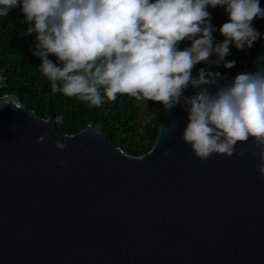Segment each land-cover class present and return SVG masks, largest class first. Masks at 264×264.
Returning a JSON list of instances; mask_svg holds the SVG:
<instances>
[{"label":"water","instance_id":"1","mask_svg":"<svg viewBox=\"0 0 264 264\" xmlns=\"http://www.w3.org/2000/svg\"><path fill=\"white\" fill-rule=\"evenodd\" d=\"M261 66L264 41L244 72ZM187 123L181 106L162 108L154 145L135 156L91 124L61 133L0 97V264H264L259 149L249 139L243 156L201 161Z\"/></svg>","mask_w":264,"mask_h":264},{"label":"clouds","instance_id":"2","mask_svg":"<svg viewBox=\"0 0 264 264\" xmlns=\"http://www.w3.org/2000/svg\"><path fill=\"white\" fill-rule=\"evenodd\" d=\"M17 7L30 25L27 33L37 34L32 54L53 93L89 107L118 95L159 103L165 111L181 106L188 114L181 138L196 158L243 156L246 149L236 152V145L251 139L264 176V66L227 84L206 68L193 74L201 62L235 67L236 61L225 59L230 45L244 51L261 38L253 27L254 19H264L260 0H0V17ZM217 7L228 16L219 29L222 43L215 41L208 11ZM184 41L190 47L180 50ZM189 88L194 93L185 95ZM55 147L66 145L57 140Z\"/></svg>","mask_w":264,"mask_h":264},{"label":"trees","instance_id":"3","mask_svg":"<svg viewBox=\"0 0 264 264\" xmlns=\"http://www.w3.org/2000/svg\"><path fill=\"white\" fill-rule=\"evenodd\" d=\"M260 6L264 8V0H260ZM208 11L212 16L211 23L217 29L213 34L215 41L222 43L224 37L220 35L219 29L228 22V16L219 7L209 8ZM29 26L20 7L10 11L7 17H0V68H4L7 75V85L0 90V97L13 94L28 109L43 118L52 117L55 123L56 118L62 116V122L56 123L61 133L75 134L91 124L126 153L135 156L148 153L156 141L162 122V105L151 101L137 102L126 95H118L114 102L105 99L100 107H89L76 98H68L60 92L53 93L51 82L40 71L41 60L32 54L37 34L29 35ZM253 27L256 30L263 29L264 19H254ZM186 47H190V42L184 41L179 45L180 50ZM250 50L239 51L230 45V55L225 59L236 61L235 67L226 69L223 64L217 67L201 62L195 66L193 74L198 75L200 69L206 68L219 72L223 78L234 77L249 67L255 49L243 60L239 53H248ZM216 58L215 54L211 57L213 61ZM49 59L56 63L54 56ZM140 114L145 118L140 119ZM139 124L142 131L137 134L138 139L148 140L147 144L140 146L136 145L132 136Z\"/></svg>","mask_w":264,"mask_h":264},{"label":"rangeland","instance_id":"4","mask_svg":"<svg viewBox=\"0 0 264 264\" xmlns=\"http://www.w3.org/2000/svg\"><path fill=\"white\" fill-rule=\"evenodd\" d=\"M264 29V28H263ZM264 31V30H263ZM262 43H263V40H257L255 43H254V45H253V47L252 48H250L251 50L248 52V53H241L240 55V57L242 58V60L244 59V58H246V57H248V55L249 54H251L252 52H253V50L255 49V50H258V48L259 47H261V45H262ZM254 50V51H255ZM140 119L142 118V119H144L145 118V116L143 115V114H140V117H139ZM142 131V127H141V125L139 124L138 125V129H136L135 130V132L132 134V136L134 137V139L136 140V145L138 144L139 146L140 145H145V144H147L148 143V140L146 139V138H143V139H138V137H137V134L139 133V132H141Z\"/></svg>","mask_w":264,"mask_h":264},{"label":"built area","instance_id":"5","mask_svg":"<svg viewBox=\"0 0 264 264\" xmlns=\"http://www.w3.org/2000/svg\"><path fill=\"white\" fill-rule=\"evenodd\" d=\"M264 29L257 30L260 33L261 38L258 40H264ZM7 84V78L3 68H0V90H2Z\"/></svg>","mask_w":264,"mask_h":264}]
</instances>
